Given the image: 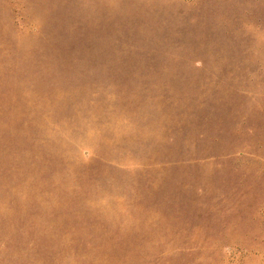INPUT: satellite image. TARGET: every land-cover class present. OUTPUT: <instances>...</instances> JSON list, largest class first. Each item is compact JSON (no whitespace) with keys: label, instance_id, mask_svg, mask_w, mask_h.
I'll use <instances>...</instances> for the list:
<instances>
[{"label":"rangeland","instance_id":"rangeland-1","mask_svg":"<svg viewBox=\"0 0 264 264\" xmlns=\"http://www.w3.org/2000/svg\"><path fill=\"white\" fill-rule=\"evenodd\" d=\"M0 264H264V0H0Z\"/></svg>","mask_w":264,"mask_h":264}]
</instances>
